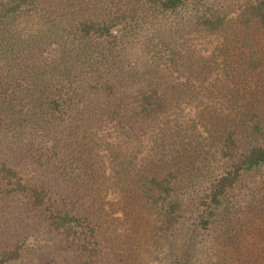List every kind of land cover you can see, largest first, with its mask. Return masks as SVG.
Listing matches in <instances>:
<instances>
[{
	"label": "trees",
	"instance_id": "16d2710c",
	"mask_svg": "<svg viewBox=\"0 0 264 264\" xmlns=\"http://www.w3.org/2000/svg\"><path fill=\"white\" fill-rule=\"evenodd\" d=\"M0 264H264V0H0Z\"/></svg>",
	"mask_w": 264,
	"mask_h": 264
},
{
	"label": "rangeland",
	"instance_id": "374dc122",
	"mask_svg": "<svg viewBox=\"0 0 264 264\" xmlns=\"http://www.w3.org/2000/svg\"><path fill=\"white\" fill-rule=\"evenodd\" d=\"M217 47V43H211V51H215ZM222 63V60L220 61ZM224 70H220L219 74H217V77H221L224 75ZM107 140L111 141L113 144L115 142L117 144H121V147L130 152L133 155H139L140 157L144 154H146L151 145V137L148 139H135V140H126V136L122 135L121 133H115L114 136H107ZM63 258V257H62Z\"/></svg>",
	"mask_w": 264,
	"mask_h": 264
}]
</instances>
